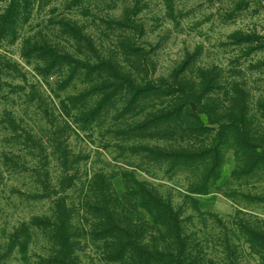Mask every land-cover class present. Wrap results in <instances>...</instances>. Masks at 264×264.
<instances>
[{
    "label": "rangeland",
    "instance_id": "374dc122",
    "mask_svg": "<svg viewBox=\"0 0 264 264\" xmlns=\"http://www.w3.org/2000/svg\"><path fill=\"white\" fill-rule=\"evenodd\" d=\"M130 241L264 264V0H0V264Z\"/></svg>",
    "mask_w": 264,
    "mask_h": 264
},
{
    "label": "trees",
    "instance_id": "16d2710c",
    "mask_svg": "<svg viewBox=\"0 0 264 264\" xmlns=\"http://www.w3.org/2000/svg\"><path fill=\"white\" fill-rule=\"evenodd\" d=\"M139 5V0H135V7ZM163 86H165L166 83L160 82ZM168 86H166L167 88ZM138 93H145V92H151V91H158L162 90V86H146L144 88H137L135 89ZM168 90V89H167ZM58 149L61 153V157L64 161H66V156L63 148L58 145ZM145 193V192H144ZM145 196L147 197V200L145 203L143 202V205L145 207H148V205L154 209L158 210L163 215H169L170 218H172L173 212L170 207L165 206L160 199H157L155 195H151L149 193H145ZM65 243V241H63ZM117 253L126 255L127 250H131L133 252L132 257L134 258L133 264H153L156 262H159L162 264H165L169 260H180V257H172L168 254H159L158 252H148L145 249H141L137 246L136 243L133 241L127 242V244H118L117 245ZM171 258V259H170ZM167 264V263H166Z\"/></svg>",
    "mask_w": 264,
    "mask_h": 264
}]
</instances>
